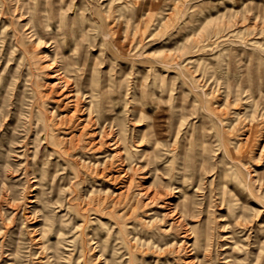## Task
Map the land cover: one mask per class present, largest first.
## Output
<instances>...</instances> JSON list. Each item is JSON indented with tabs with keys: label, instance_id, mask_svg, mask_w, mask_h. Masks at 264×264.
<instances>
[{
	"label": "rangeland",
	"instance_id": "374dc122",
	"mask_svg": "<svg viewBox=\"0 0 264 264\" xmlns=\"http://www.w3.org/2000/svg\"><path fill=\"white\" fill-rule=\"evenodd\" d=\"M203 263L264 264V0H0V264Z\"/></svg>",
	"mask_w": 264,
	"mask_h": 264
},
{
	"label": "bare ground",
	"instance_id": "6f19581e",
	"mask_svg": "<svg viewBox=\"0 0 264 264\" xmlns=\"http://www.w3.org/2000/svg\"><path fill=\"white\" fill-rule=\"evenodd\" d=\"M34 9H35V8H34ZM41 9H42V7H41ZM44 11H46V10H44ZM48 15H50V13H49ZM56 15H57V14H56ZM44 17H45V16H44ZM47 17H50V16H47ZM45 18H46V17H45ZM55 18H57V17H55ZM55 18H54V20H55ZM48 19H49V18H48ZM50 19H51V18H50ZM59 19H60V18H59ZM98 20H99V19H98ZM48 21H49V20H48ZM51 21H52V19H51ZM51 21H50V22H51ZM52 22H53V21H52ZM57 23H58V22H57ZM47 24H48V23H47ZM37 25H38V23H37ZM58 25H59V24H58ZM41 27H42V26H41ZM31 29H32V28H31ZM31 29H30V30H31ZM73 29H74V28H73ZM30 30H29V31H30ZM62 31H63V30H62ZM32 33H33V32H32ZM61 33H62V32H61ZM65 34H66V33H65ZM65 34H64V35H65ZM105 34H106V33H105ZM108 34H109V33H108ZM64 35H63V36H64ZM104 36H105V35H104ZM106 36H107V35H106ZM58 37H59V36H58ZM33 38H34V37H33ZM78 38H79V37H78ZM66 40H67V39H66ZM73 40H74V39H73ZM59 41H60V40H59ZM62 41H63V39H62ZM52 42H53V41H52ZM49 44H50V42H49ZM50 46H51V45H50ZM71 58L73 59V57H71ZM73 61H74V60H73ZM71 62H72V61H71ZM54 66H56V65H54ZM56 68H57V66H56ZM56 71H57V70H56ZM61 74H62V73H61ZM61 74H59V75H61ZM57 76H58V75H57ZM62 76H63V75H62ZM63 77H64V76H63ZM58 78H59V77H58ZM64 78H65L66 80H68L66 77H64ZM69 79H70V78H69ZM63 80H64V79H63ZM60 81H61V80H60ZM69 82H70V81H69ZM98 82H99V81H98ZM63 83H64V82H63ZM73 83H74V82H73ZM61 85H62V83H61ZM71 85H72V84H70V86H71ZM250 85H251V87H252V84H250ZM57 86H58V85H57ZM63 86H64V85H63ZM63 86H61V87H63ZM65 87H66V85H65ZM76 87H77V86H76ZM59 88H60V87H59ZM70 88H71V87H70ZM61 89H62V88H61ZM72 89H73V88H72ZM62 90H64V89H62ZM62 90H61V91H62ZM66 90H67V89H66ZM82 90H83V89H82ZM81 92H82V91H81ZM71 93H72V92H71ZM71 93H70V94H71ZM83 93H84V92H83ZM255 93H256V92H255ZM66 95H67V94H66ZM255 95H256V94H255ZM67 96H68V95H67ZM72 96H73V95H72ZM93 96H94V95H92V97H93ZM70 97H71V96H70ZM254 97H255V96H254L253 93L249 95V99H250V100L248 101V102H250L249 105L252 104ZM71 98H72V97H71ZM103 98H106V95H105V94H103ZM101 101H102V100H101ZM91 103L93 104V99H92ZM76 107H77V106H76ZM74 110H75V109H74ZM46 124H47V123H46ZM46 126H48V124H47ZM45 128H46V127H45ZM47 133H48V132H47ZM53 140H54V139H53ZM37 156L39 157V155H37ZM36 158H37V157H36ZM34 167H35V166H34ZM172 178H173V177H172ZM227 186H228V185H227ZM175 206H176V205H175ZM189 207H190V206H189ZM172 208H173V207H172ZM173 209H174V208H173ZM175 211H176V210H175ZM179 214H180V213H179ZM180 216H181V215H180ZM178 218H180L179 215H178ZM182 218H183V216H182ZM50 219H51V217H50ZM180 219H181V218H180ZM184 219H185V218H184ZM176 220H177V219H176ZM176 220H175V221H176ZM179 221H180V220H179ZM177 222H178V220H177ZM195 240H196V239H195ZM181 243H182V242H181ZM187 246H188V245H187ZM191 246H192V245H191ZM192 252H193V251H192ZM261 258H262V257H261ZM198 262H199V261H198ZM203 264H204V263H203Z\"/></svg>",
	"mask_w": 264,
	"mask_h": 264
}]
</instances>
